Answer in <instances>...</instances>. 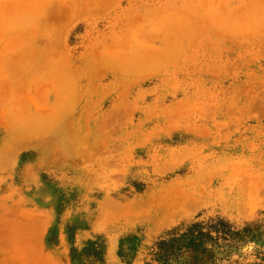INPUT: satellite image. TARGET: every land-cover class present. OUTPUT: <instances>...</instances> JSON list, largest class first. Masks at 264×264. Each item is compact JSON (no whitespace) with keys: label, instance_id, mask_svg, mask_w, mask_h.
I'll return each instance as SVG.
<instances>
[{"label":"rangeland","instance_id":"374dc122","mask_svg":"<svg viewBox=\"0 0 264 264\" xmlns=\"http://www.w3.org/2000/svg\"><path fill=\"white\" fill-rule=\"evenodd\" d=\"M211 217L264 226V0H0V264Z\"/></svg>","mask_w":264,"mask_h":264},{"label":"trees","instance_id":"16d2710c","mask_svg":"<svg viewBox=\"0 0 264 264\" xmlns=\"http://www.w3.org/2000/svg\"><path fill=\"white\" fill-rule=\"evenodd\" d=\"M254 244L258 264H264V226L250 223L234 228L220 217L196 219L171 229L150 249L145 264H236L234 257ZM99 259L103 248L90 243L84 251ZM85 255V254H84Z\"/></svg>","mask_w":264,"mask_h":264},{"label":"bare ground","instance_id":"6f19581e","mask_svg":"<svg viewBox=\"0 0 264 264\" xmlns=\"http://www.w3.org/2000/svg\"><path fill=\"white\" fill-rule=\"evenodd\" d=\"M206 196V195H205ZM191 203V202H190ZM197 203V202H196ZM194 205V204H193ZM186 206H189V205H186ZM194 207V206H193Z\"/></svg>","mask_w":264,"mask_h":264}]
</instances>
